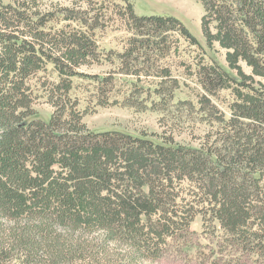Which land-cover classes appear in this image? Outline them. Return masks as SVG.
<instances>
[{
	"label": "trees",
	"instance_id": "obj_1",
	"mask_svg": "<svg viewBox=\"0 0 264 264\" xmlns=\"http://www.w3.org/2000/svg\"><path fill=\"white\" fill-rule=\"evenodd\" d=\"M119 1L116 14L133 34L118 55L119 74L167 80L161 63L174 36L193 46L198 40L175 17L138 16L131 0ZM197 1L208 44L218 41L232 60L264 77V0ZM8 2L0 0V264L155 262L198 216L217 224L237 253L264 250L263 91L219 66L202 68L200 84L210 95L232 90L237 102L228 121L218 119L222 132L197 148L173 138L96 133L70 96L77 70L99 60L95 39L46 31L50 13L42 15L38 0ZM49 64L60 81H39L53 109L44 122L36 118L30 82ZM98 84L111 94L116 80ZM166 85L155 92L173 99L179 86ZM186 185L193 204L182 202Z\"/></svg>",
	"mask_w": 264,
	"mask_h": 264
},
{
	"label": "rangeland",
	"instance_id": "obj_2",
	"mask_svg": "<svg viewBox=\"0 0 264 264\" xmlns=\"http://www.w3.org/2000/svg\"><path fill=\"white\" fill-rule=\"evenodd\" d=\"M9 3L8 0H4ZM138 16H170L181 21L198 40L193 46L184 38L177 39L171 54L161 63L162 69L170 73L167 80L157 76H127L119 74L122 65L118 58L129 46L133 34L119 15L123 3L119 0H38V10L50 13L45 30L53 33H88L97 44L99 60L82 66L73 77L71 98L83 113V121L96 133L117 131L135 137L146 135L148 139L173 138L184 146L199 147L222 132L221 117L228 121L232 116L231 106L237 102L232 90H221L210 95L200 84L202 68L221 67L236 82L245 83L264 92V77L255 74L252 68L239 59L232 60L233 51L223 48L218 41L209 45L202 32L205 14L197 0H131ZM211 31L217 33L216 24ZM111 77L116 80L113 92H103L98 80ZM52 65L30 82L33 91V109L44 122H49L53 109L47 103V93L40 80L60 81ZM42 82V81H41ZM179 86L173 99L163 98L155 92L160 83ZM166 85V87H167ZM240 86V85H239ZM173 87V90H174ZM235 89L246 93L235 85ZM109 99L111 105L100 103ZM134 107H128L127 104ZM31 118L27 120L29 122ZM182 202L193 204L185 186ZM204 209H207L205 207ZM207 212V210H204ZM210 216H206V220ZM213 222L204 225L202 216L192 223L189 234H181V241L169 239L168 251L155 262L142 264H264V250L251 254H239L221 237L223 234L212 227ZM11 264H19L12 261Z\"/></svg>",
	"mask_w": 264,
	"mask_h": 264
}]
</instances>
